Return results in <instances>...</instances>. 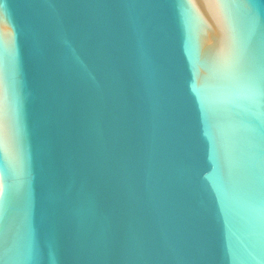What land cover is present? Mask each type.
<instances>
[{
	"label": "water",
	"instance_id": "95a60500",
	"mask_svg": "<svg viewBox=\"0 0 264 264\" xmlns=\"http://www.w3.org/2000/svg\"><path fill=\"white\" fill-rule=\"evenodd\" d=\"M0 264H264V0H0Z\"/></svg>",
	"mask_w": 264,
	"mask_h": 264
}]
</instances>
